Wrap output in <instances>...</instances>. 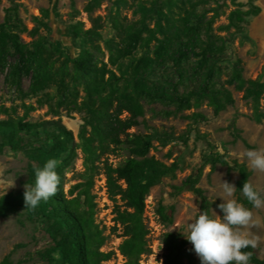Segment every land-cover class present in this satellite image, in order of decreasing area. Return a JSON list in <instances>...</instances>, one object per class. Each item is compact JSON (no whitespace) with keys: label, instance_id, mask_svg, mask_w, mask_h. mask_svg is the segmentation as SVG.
Masks as SVG:
<instances>
[{"label":"clouds","instance_id":"obj_1","mask_svg":"<svg viewBox=\"0 0 264 264\" xmlns=\"http://www.w3.org/2000/svg\"><path fill=\"white\" fill-rule=\"evenodd\" d=\"M244 155L251 169L264 173V148L247 150ZM58 163L57 159L51 158L43 167L35 169L34 186H24L26 208L35 209L41 201L56 195L60 184L56 171ZM10 186H14V183ZM220 187L223 196L217 207L223 213L222 217L215 211L214 217L206 211L201 212L197 219L188 224L186 239L192 244V250L201 264H250L252 253L243 249L255 248L258 241L255 237L250 238L242 229L256 223L253 212L231 198L237 190L234 183L221 179ZM242 194L254 208L264 207V198L250 180L244 182Z\"/></svg>","mask_w":264,"mask_h":264}]
</instances>
